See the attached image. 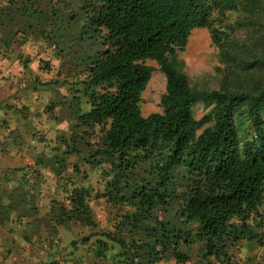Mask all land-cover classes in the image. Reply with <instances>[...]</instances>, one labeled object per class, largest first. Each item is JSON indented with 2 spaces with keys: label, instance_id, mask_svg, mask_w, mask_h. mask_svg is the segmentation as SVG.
I'll return each instance as SVG.
<instances>
[{
  "label": "trees",
  "instance_id": "obj_1",
  "mask_svg": "<svg viewBox=\"0 0 264 264\" xmlns=\"http://www.w3.org/2000/svg\"><path fill=\"white\" fill-rule=\"evenodd\" d=\"M39 3L27 0L20 12L32 19L34 34L45 36V29L36 26L37 19H44ZM79 12L85 39L100 41L101 49L81 83L83 95L77 90L70 100L68 109L77 116L69 124L98 129L94 153L84 157L95 169L109 166L101 170L105 186L97 198L130 208L116 219L119 233L138 230L142 221H152V214L178 203L174 222L157 220L149 229L154 245L104 231H93L82 243L97 237L94 255L101 260L120 246L114 264H158L167 258L187 264L191 257L180 247L195 245L200 246L195 264H237L231 255L237 243L263 244L264 0H82ZM50 14L53 22L61 18L57 9ZM77 15L66 20L73 29ZM253 21L260 22L256 41L251 35L245 41L232 39ZM196 29H208L219 50L224 67L218 90L194 87L179 59ZM148 60L159 65L167 84L162 112L144 117L142 96L154 72ZM197 103L211 106L201 119L194 115ZM55 107H48L49 114ZM39 160L57 166L55 159ZM144 165L146 177L136 179ZM178 168L187 176L183 185L174 177ZM57 176L64 180L59 167ZM63 187L70 203L65 222L97 228L90 188L77 187L73 179Z\"/></svg>",
  "mask_w": 264,
  "mask_h": 264
},
{
  "label": "rangeland",
  "instance_id": "obj_2",
  "mask_svg": "<svg viewBox=\"0 0 264 264\" xmlns=\"http://www.w3.org/2000/svg\"><path fill=\"white\" fill-rule=\"evenodd\" d=\"M26 1L20 0V3H16L15 5L20 7L16 9L20 11ZM32 1L38 3L39 0ZM40 1L41 3L38 4L39 9L37 10L43 13L42 16L44 19L42 26L46 32L45 36H39L41 40L39 42L42 46L38 50V55L32 60L33 62L31 63L30 61L31 64L29 63V74L32 76L38 75L39 80L45 83L60 81V84L57 86L54 85L55 88L45 89L41 87L39 91V104H36L33 109L39 107L40 116L42 115L43 117H41V120L36 119V121H39L38 127L40 130L37 131L35 129L33 131L34 134L32 136L35 142H30V145H41L40 148L44 149L43 157H46V160L50 162H54V159L56 160L57 167L63 172L62 178L64 180H61L57 176V187L52 182L50 184L47 183L45 188L42 189L45 193V197L43 198L40 195L44 193L40 190L41 193L38 196L40 202L37 204L36 209H40L39 214L41 216H50L52 214V222L57 225V245L59 246L57 248V264H114L112 257L121 250L120 246L114 245V250L108 253L107 259L101 260L97 259L94 255L97 237L92 238L89 244L85 245L82 243V240L86 239L93 231H104L115 234L116 236L118 235V237H125V239H141L140 242L144 241L143 243L154 245L155 238L153 240L151 239L149 235L151 230L149 229L154 227V221L175 220L174 216L178 209V203L176 201L171 202L167 210L152 214V218L149 219L152 221H142L139 224L140 228L138 230L130 231L127 229L120 233L116 230L115 224L117 220L120 219L125 211H129L130 208L112 206L104 199L97 198V195L103 192L105 186L101 177V170L108 169L109 166L103 164L100 168L95 169L89 162L85 161L84 157L94 153L98 129L87 130L86 128L72 127L77 114L73 113L74 110L68 109L70 104H72V96L77 94V90L80 91L79 95H83L85 88L81 83L86 78L88 66L92 59L95 58L101 49V44L98 40L85 39L86 30L83 27L85 18L79 12L82 0ZM56 9L61 14V18L59 20L57 18V21L53 22V20H50L53 18L50 12ZM72 13L78 14L72 19L77 24L76 29L69 27L66 23V20H70L69 17ZM259 23V21H256L247 28L237 30L232 35V39L237 40L239 38L240 41H245L251 35L252 41H256L258 39V32L256 31H259ZM23 34L27 39L30 36V33L29 35L26 32ZM35 35L37 36V34ZM35 38V36L32 38V46L30 45V48H36L35 45H37V42ZM23 39L22 42L25 44V39L24 41ZM23 43H18L17 51H22L25 48ZM261 45L264 46L262 42ZM247 57L249 56H245V58ZM179 59L184 62V72L194 87L201 90H218L220 88L222 79L220 69L224 66L220 62L219 50L213 44L208 29H196L193 31L189 44L185 52L179 55ZM146 63L154 69V72L142 96L141 111L144 117H148L153 113L162 112L161 98L166 92L167 84L165 75L159 70V65L150 60ZM47 65L48 67H46ZM17 68L15 67L16 75L18 73ZM26 79L25 76H20L18 82L15 80V86H18L20 90L16 93V97H20L27 90L21 89L26 88ZM15 100L17 99L15 98ZM50 105H56L54 108L56 110L51 114L48 111ZM210 109L211 106H207L204 103H197L193 106L194 115L197 119H201ZM84 111H90L88 104H86ZM31 118H34V116L30 115ZM69 123H72V125L70 126ZM61 135L63 138L60 137ZM56 147L57 152L55 150ZM42 155L43 152L41 157ZM32 159L35 161L36 157L33 156ZM77 165L79 166V172L74 167ZM145 170V165L141 166L140 170L136 172L135 178L140 179L141 177H146ZM174 177L180 185L187 182V176L182 169H176ZM72 179L75 181L77 187L84 185L92 191L89 203L94 213V219L97 222V228L94 230L76 221L65 222V218H63L65 212L70 208V203L66 199L68 192H64L65 188L63 187V183ZM53 200L55 201L54 203H52ZM53 204H56L53 206L55 213H50L48 211H50V207ZM47 212L48 214H46ZM60 219H63L62 222H59ZM261 239L263 240L262 245L260 243L251 244L246 241L237 243L231 249V255H233L235 263L264 264V233L261 234ZM110 243L111 245L114 244L113 242ZM180 250L191 257V262L187 264H195L198 262L200 253L199 245H195L191 249L181 246ZM158 264L177 263L174 258H167Z\"/></svg>",
  "mask_w": 264,
  "mask_h": 264
},
{
  "label": "crops",
  "instance_id": "obj_3",
  "mask_svg": "<svg viewBox=\"0 0 264 264\" xmlns=\"http://www.w3.org/2000/svg\"><path fill=\"white\" fill-rule=\"evenodd\" d=\"M16 8L20 7L0 0V264H57V225L52 214L41 216L36 209L46 184L52 182L57 187V166L40 165L39 158L46 159L44 149L30 145L35 142L33 131L40 130L36 119L43 117L39 107L33 108L39 104L40 84L45 82L29 74L42 44L40 35L33 33L32 19ZM42 24L37 19V28H43ZM25 32L30 33L28 39ZM34 36L37 45L30 48ZM18 43L24 44L22 51H17ZM28 61L31 63L26 64ZM20 76L27 78L26 88H21L27 90L16 97L20 90L15 80ZM55 205L48 212L55 213Z\"/></svg>",
  "mask_w": 264,
  "mask_h": 264
}]
</instances>
